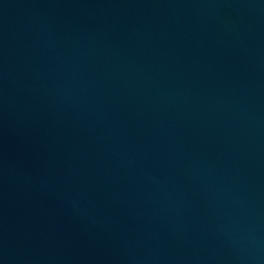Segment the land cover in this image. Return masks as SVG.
Wrapping results in <instances>:
<instances>
[{
    "label": "water",
    "instance_id": "obj_1",
    "mask_svg": "<svg viewBox=\"0 0 264 264\" xmlns=\"http://www.w3.org/2000/svg\"><path fill=\"white\" fill-rule=\"evenodd\" d=\"M0 264H264V0H0Z\"/></svg>",
    "mask_w": 264,
    "mask_h": 264
}]
</instances>
